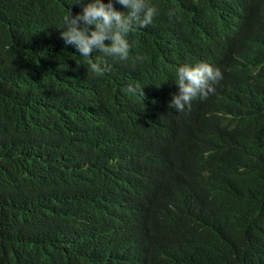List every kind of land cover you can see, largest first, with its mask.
I'll return each mask as SVG.
<instances>
[{
	"label": "clouds",
	"instance_id": "clouds-1",
	"mask_svg": "<svg viewBox=\"0 0 264 264\" xmlns=\"http://www.w3.org/2000/svg\"><path fill=\"white\" fill-rule=\"evenodd\" d=\"M263 22L264 4L0 0V83L48 41L76 78L0 113L4 264L33 245L45 264H264V105L262 135H216L237 93H264L230 48ZM46 191L56 203L32 204Z\"/></svg>",
	"mask_w": 264,
	"mask_h": 264
},
{
	"label": "trees",
	"instance_id": "trees-1",
	"mask_svg": "<svg viewBox=\"0 0 264 264\" xmlns=\"http://www.w3.org/2000/svg\"><path fill=\"white\" fill-rule=\"evenodd\" d=\"M216 1L222 4L233 5L241 11L248 10L256 4H264V0ZM230 48L244 57L245 69L250 76L263 77L261 74L264 69V22L252 27L241 42L231 44ZM57 56L56 43L48 41L45 43L41 53V60L30 77H5L2 84L0 83V113L8 111L20 112L22 110L24 98L27 95L44 91L49 96H52L55 85L62 82H75V76L66 72L59 66L57 63ZM237 74L243 77L249 86H254V80H251L239 71H237ZM226 83L229 86H233L230 80ZM237 97L239 100L238 106L241 110L237 125L232 129L222 128L216 132L220 140L223 139L229 143L241 141L242 133L246 129L256 135L263 134V131L254 123V119H256L254 111L264 105V93H237ZM223 106V103H217L212 109L218 110L223 108ZM213 117L216 120V124H219V122L223 120V117L218 114H214ZM213 126L215 125H206V133L212 132L215 128ZM41 202L56 203V195L46 191L32 200V204ZM44 230L45 223L42 222L39 233L44 232ZM0 264H4L1 255ZM19 264H45V255L39 251L35 245L26 247Z\"/></svg>",
	"mask_w": 264,
	"mask_h": 264
}]
</instances>
